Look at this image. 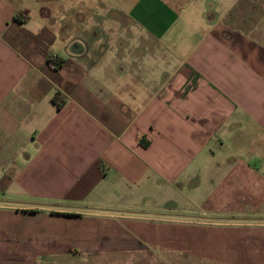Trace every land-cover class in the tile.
<instances>
[{"label":"crops","instance_id":"0c3cea01","mask_svg":"<svg viewBox=\"0 0 264 264\" xmlns=\"http://www.w3.org/2000/svg\"><path fill=\"white\" fill-rule=\"evenodd\" d=\"M49 3L0 0V264L171 259L205 225L264 264L234 217L264 204V0H76L66 31Z\"/></svg>","mask_w":264,"mask_h":264},{"label":"rangeland","instance_id":"374dc122","mask_svg":"<svg viewBox=\"0 0 264 264\" xmlns=\"http://www.w3.org/2000/svg\"><path fill=\"white\" fill-rule=\"evenodd\" d=\"M51 3L47 4L50 13L53 11L58 12L57 14H54L51 16L55 20H61V14L59 12L63 11L64 15L62 16V23H63V29L64 31L70 29V28H76V13L66 12L67 8L76 6V0H50ZM68 25L71 27H68ZM165 61H161V65H164ZM209 185V182L208 184ZM173 198V197H172ZM194 198V209L195 206L203 207L207 209V206L209 205V200L202 202L198 200L199 197ZM256 205V204H255ZM224 207H227L226 204L223 205ZM236 210L243 211L242 215H234V217H239L235 219L242 220H251V219H264V204H258L257 206H253V204H247V203H240L238 206H236ZM237 213V212H233ZM202 217V216H198ZM205 220L207 222H215V221H227L225 217L223 216H217L213 214H208L207 216H204ZM213 227V226H212ZM197 234H195L196 243L198 246H192L190 247L191 251H194V253H185L180 251L177 254H171L173 255L171 259L167 258L165 255H153L154 259L160 256L161 260L160 263L153 260V256L150 255V252H143V253H130L128 254V258L126 263L123 261L116 262L119 255H113L112 259L107 264H225L230 263L231 261H234L235 255L232 253L233 248H235V238L242 243L244 239L239 238L236 236L234 232H229L225 228L217 227V228H211L208 225H205L204 228L200 229ZM261 232H255V231H248L246 235L243 236V238L250 241L252 244H255L256 246V240H264V234H260ZM237 248L240 252L243 251L241 246H237ZM236 249V250H237ZM241 257H243V254L241 252ZM252 258H250L251 260ZM252 263L255 264L253 259L251 260Z\"/></svg>","mask_w":264,"mask_h":264},{"label":"trees","instance_id":"16d2710c","mask_svg":"<svg viewBox=\"0 0 264 264\" xmlns=\"http://www.w3.org/2000/svg\"><path fill=\"white\" fill-rule=\"evenodd\" d=\"M47 61H49V59H47Z\"/></svg>","mask_w":264,"mask_h":264}]
</instances>
